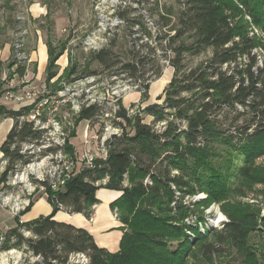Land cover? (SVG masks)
<instances>
[{
    "label": "trees",
    "instance_id": "16d2710c",
    "mask_svg": "<svg viewBox=\"0 0 264 264\" xmlns=\"http://www.w3.org/2000/svg\"><path fill=\"white\" fill-rule=\"evenodd\" d=\"M179 2L177 23L170 29L174 34L162 32L169 26L167 18L162 17L165 22L161 26L153 20L138 23L139 36L134 40H147L139 51H132L129 61H122L109 47L91 52L89 63L98 62L108 75L140 83L146 92L150 80L162 76L161 58L169 60L174 74L165 88L163 103L143 110L152 116L151 123L143 122L140 114L130 115L119 102L107 119L122 133L108 140L105 158L77 171L59 191L46 188L51 214L29 222L15 217L17 223L3 234L0 248L22 251L18 264H74L71 259L76 258L85 263L75 264H188L198 250L207 259L220 254V244L244 245L248 227L242 217L228 214L220 229H210L205 226L204 212L198 209L202 202H188L187 197L200 192L214 195L225 187L222 171L226 165L215 161L222 158L217 144L225 145L228 162L236 160L238 154L243 157L239 171L247 179L252 177L251 164L264 155V58L258 64L256 52L261 48L264 54V42L256 34L251 36L248 27L251 23L264 33V0ZM46 45L49 82L59 73L57 61L65 49H57L52 41ZM209 50L212 54L205 61L187 66L189 58ZM12 64L8 68L16 65L14 73L23 77L26 63L14 59ZM76 72L72 67L67 76ZM2 95L0 77V118L14 119L1 145L6 167L0 185L31 161L32 154L21 151L23 144L43 137L33 121L19 120L30 107L8 109L1 102ZM106 113H112V108L98 104L83 107L75 125L85 120L90 127L102 126ZM73 148L67 138V153L73 154ZM100 188L122 192L111 203L123 224L117 252L100 247L85 229L54 219L60 210L90 218L99 202L96 193Z\"/></svg>",
    "mask_w": 264,
    "mask_h": 264
},
{
    "label": "rangeland",
    "instance_id": "374dc122",
    "mask_svg": "<svg viewBox=\"0 0 264 264\" xmlns=\"http://www.w3.org/2000/svg\"><path fill=\"white\" fill-rule=\"evenodd\" d=\"M180 6L179 0H0V48L5 43L10 44V56L0 62V77L3 76L6 68L13 65L17 54L16 46L20 44V52L27 56L25 60L22 57L27 68L25 77L23 76L24 79L32 82L41 91L45 86L50 101L55 100V96L52 95L63 88L64 81L78 79L79 76L95 71L102 76L91 84L97 83L99 88H104L99 93L105 94L107 86L111 83L115 82L116 85H127L128 83L124 80L110 79V75L104 71L106 68L98 62L89 63L90 54L94 50L87 46L86 40H89L91 36L95 40L94 43L91 42L94 47H109L122 61L127 62L132 59V51H139L142 42L147 40H134L135 36H139L136 31L139 29L138 23L153 20L154 23L161 26L165 22L163 18H167L170 20L169 26L164 27L162 32L174 34V31L170 29L177 23L176 16ZM32 8H34L33 11ZM122 14L125 17H122ZM18 15L25 17L26 27L24 26L23 31L15 33L16 28L21 26L17 20ZM245 19L248 20L249 17L246 16ZM248 27L250 35L256 34L263 43L264 33L251 23L248 24ZM48 41H52L53 46L57 49H65L60 62L57 61L59 73L54 81L49 82L46 78L48 64L46 44ZM161 50L162 48H159L160 52ZM143 51H146V48H143ZM256 52L259 59L258 64L261 65L264 58L263 50L258 48ZM211 54V50L204 51L199 56L189 58L186 64L188 67H194L205 61ZM30 55L32 61H30ZM167 55H170V51L167 52ZM165 60L166 57L161 58L162 76L150 80L148 92L130 85L131 88L124 92L120 98L122 105L128 109L133 107V115L140 114L145 123H148L152 116L145 114L142 108L155 103H163L164 91L168 85L167 80L173 70V67ZM71 66L75 67L77 72L73 76H67ZM15 68L16 65L13 66V69ZM164 78V83L160 84ZM88 81H92V79H88L86 82ZM4 103L13 104L18 109L23 107L19 104ZM139 110L141 113H136ZM56 114L75 149L82 150L83 141L90 129L88 121L84 120L75 125L76 116L72 114L70 108L64 105L60 106ZM98 128L99 125L94 126V130H98ZM73 132H75V136H71ZM217 146L222 158L215 161L226 165L225 170L222 171L226 180L225 187L214 195L209 196L205 192H200L192 197H187V200L194 203L202 202L198 209L204 212L207 220L205 226L208 225L210 229H220L223 226L222 223L227 221L228 214L242 217L248 227L247 237L241 247H233L226 243L220 244L218 247L220 254L207 259L202 258L199 254L200 250H198L188 259V264H264V155L251 164L249 172L252 177L247 179L242 177L239 171L244 165L243 157L238 154L236 160L233 159L230 163L225 160V145L219 143ZM30 154H32V159H35L36 154ZM5 167L6 161L1 159L0 176ZM83 167L85 166L79 165L78 168L82 169ZM37 169L35 166L29 167L27 164L20 166L10 174L5 184L0 185V198L10 194L23 195L27 192L26 189L31 190L32 188H35L33 200L42 196L43 191L40 189L38 179L32 173V170L36 171ZM40 169L43 176L47 178L53 171V166L49 162L43 163ZM66 213L70 215V213ZM220 213L224 214L221 220L218 219ZM0 218L4 219L7 225L16 223L10 210L3 205L0 206ZM83 218L87 220L88 217ZM194 219L192 218V222L196 221ZM192 222L191 224H193ZM7 230H3L2 233ZM203 230L204 228H201V231ZM26 255L28 258L29 255ZM4 257L9 261L10 252L7 251ZM71 261L74 264L85 263L84 259L79 260L78 258L71 259Z\"/></svg>",
    "mask_w": 264,
    "mask_h": 264
},
{
    "label": "built area",
    "instance_id": "2783aa9c",
    "mask_svg": "<svg viewBox=\"0 0 264 264\" xmlns=\"http://www.w3.org/2000/svg\"><path fill=\"white\" fill-rule=\"evenodd\" d=\"M17 20L18 23L21 24L20 28H18V32H21L23 28L26 27L25 17L18 15ZM93 39L94 38L90 36L89 40H86L87 46L93 48L94 51L103 48V46L94 47L91 44V42H95ZM16 47L17 54L15 59L17 62H24L27 56L20 52V44H17ZM22 57H24V60H22ZM165 62L170 64L168 59H166ZM12 72L13 74H11ZM100 76H102L100 73L96 75L87 74L79 76L80 78L78 79H74L76 78L74 76V78H72L74 80H66L63 82V88L52 95L55 96V100L50 101L49 93H47L45 86L42 91L39 90L32 82L30 83L28 80H25V76L20 77L14 73L13 68H6L3 72V95L1 96V101L19 104L23 107H30V112H28L27 115L20 116L19 120H31L34 122L35 128L43 131V137L39 141L24 143L21 151L36 154L35 159H31L27 164L29 167L30 165L37 164H41L42 166L43 163L48 162L53 166V171L47 178L43 176V172L40 169L41 166L37 171L32 170L35 178L38 179L43 195L46 197L47 193L45 190L47 187L52 191H59L66 181L80 170L78 168L79 165L90 167L93 166L96 159L99 160L107 156L108 140L122 133V129L113 125L111 119L107 118L113 116V112L119 107L122 94L131 88V86L145 92V89L140 83H135L117 74H113L110 75V79L124 80L128 84L116 85L114 82L107 86L105 94L99 93V91L104 88H99L97 83H91ZM55 78H52L50 81H54ZM88 79H92V81L86 82ZM92 104L112 108V113L105 114V117L101 120V122L104 123L102 126L97 123V125H99L98 130H94V127H90L88 134H86V139L83 141L84 146L82 150H77L74 147L73 154H69L66 151V141L69 136L67 132L63 130L61 120L56 114V111L60 106L64 105L70 108L74 116H78L83 107H88ZM142 109L144 110L145 108L143 107ZM128 110L129 114L133 115L134 108L131 107ZM138 112H140V110L136 113ZM26 191L27 192L23 195L10 194L0 198L1 204L10 210L12 216L18 217L19 219L22 213L25 212L34 201L32 196L35 188L31 190L26 189ZM116 215L115 213L114 216ZM187 221L189 222V219ZM191 221H193L192 218ZM3 234L2 232L0 234V244L3 240ZM7 251L11 254L9 261L8 258L4 257ZM22 257L23 253L18 249L12 248L9 250H2L0 248V264H18L20 260H22Z\"/></svg>",
    "mask_w": 264,
    "mask_h": 264
},
{
    "label": "crops",
    "instance_id": "0c3cea01",
    "mask_svg": "<svg viewBox=\"0 0 264 264\" xmlns=\"http://www.w3.org/2000/svg\"><path fill=\"white\" fill-rule=\"evenodd\" d=\"M33 10L34 8H32V11ZM9 56L10 44L5 43V45L0 48V62L8 59ZM31 58L32 57L30 55V61H32ZM61 58L62 57H60V59ZM60 59L58 60L59 62ZM173 74L174 69L170 73V77L167 80L168 84L171 81ZM155 94L157 95V92ZM2 104L5 105L8 109H18V107H14L13 104H5L4 102H2ZM151 121L152 119L148 121V123ZM13 125V118H0V160L3 156L1 145L5 141ZM121 194L122 192L118 190L100 188L96 193V197L99 199V202L93 206L90 218H87L86 220L83 218L85 217V215L82 213H70V215H68L66 211L60 210V212L58 211L55 214L54 219H56L57 221L67 222L75 225L76 227L85 229L93 236L95 242L100 247L105 248L110 252H117L120 248V241L123 235V230H121L123 224L116 216V218L114 217L115 213L111 208V203L117 200L121 196ZM52 209V205L49 203L47 197L42 195L33 201L29 210L21 216L20 221L29 222L41 216H48L49 214H51ZM4 221V219L0 218V232L13 228L17 223L16 221L14 225H7ZM116 225H119V227H116Z\"/></svg>",
    "mask_w": 264,
    "mask_h": 264
},
{
    "label": "bare ground",
    "instance_id": "6f19581e",
    "mask_svg": "<svg viewBox=\"0 0 264 264\" xmlns=\"http://www.w3.org/2000/svg\"><path fill=\"white\" fill-rule=\"evenodd\" d=\"M164 81H165V78L162 80V82H161L160 84L164 83ZM30 166H35V168H38V169H39V167L41 166V164L30 165ZM38 169H37V170H38ZM37 170H36V171H37ZM34 171H35V170H34ZM218 216H219L218 219L221 220V218L224 217V214L220 213Z\"/></svg>",
    "mask_w": 264,
    "mask_h": 264
}]
</instances>
